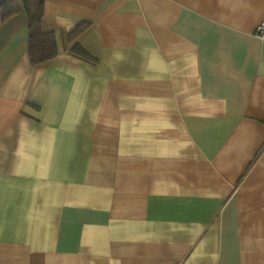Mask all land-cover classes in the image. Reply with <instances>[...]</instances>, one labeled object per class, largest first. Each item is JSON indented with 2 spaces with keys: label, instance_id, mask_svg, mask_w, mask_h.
Wrapping results in <instances>:
<instances>
[{
  "label": "crops",
  "instance_id": "crops-1",
  "mask_svg": "<svg viewBox=\"0 0 264 264\" xmlns=\"http://www.w3.org/2000/svg\"><path fill=\"white\" fill-rule=\"evenodd\" d=\"M261 23L264 0H45L34 65L0 10V264H264Z\"/></svg>",
  "mask_w": 264,
  "mask_h": 264
},
{
  "label": "trees",
  "instance_id": "trees-1",
  "mask_svg": "<svg viewBox=\"0 0 264 264\" xmlns=\"http://www.w3.org/2000/svg\"><path fill=\"white\" fill-rule=\"evenodd\" d=\"M45 0H20L21 7L16 0H0V10L3 19L16 15L21 10L28 19V53L32 64H40L52 59L58 53L57 39L54 32L41 30V18ZM88 24L80 23L69 34V40H74L81 34ZM72 52L83 57H88L82 49L75 45Z\"/></svg>",
  "mask_w": 264,
  "mask_h": 264
},
{
  "label": "built area",
  "instance_id": "built-area-1",
  "mask_svg": "<svg viewBox=\"0 0 264 264\" xmlns=\"http://www.w3.org/2000/svg\"><path fill=\"white\" fill-rule=\"evenodd\" d=\"M264 33V23H261V25L257 28V34L261 35Z\"/></svg>",
  "mask_w": 264,
  "mask_h": 264
}]
</instances>
